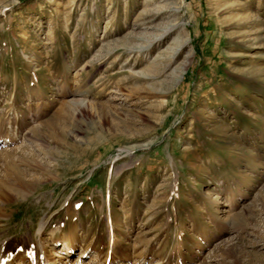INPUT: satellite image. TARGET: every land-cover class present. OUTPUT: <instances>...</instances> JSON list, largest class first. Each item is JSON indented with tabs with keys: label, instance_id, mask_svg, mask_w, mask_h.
Segmentation results:
<instances>
[{
	"label": "rangeland",
	"instance_id": "1",
	"mask_svg": "<svg viewBox=\"0 0 264 264\" xmlns=\"http://www.w3.org/2000/svg\"><path fill=\"white\" fill-rule=\"evenodd\" d=\"M0 264H264V0H0Z\"/></svg>",
	"mask_w": 264,
	"mask_h": 264
},
{
	"label": "bare ground",
	"instance_id": "2",
	"mask_svg": "<svg viewBox=\"0 0 264 264\" xmlns=\"http://www.w3.org/2000/svg\"><path fill=\"white\" fill-rule=\"evenodd\" d=\"M122 44H124V45L127 46V47H130V46H131V43H128V42H126V41H123ZM113 48H114V47H113ZM113 48L110 47V49H113ZM68 249H69V248H68Z\"/></svg>",
	"mask_w": 264,
	"mask_h": 264
}]
</instances>
